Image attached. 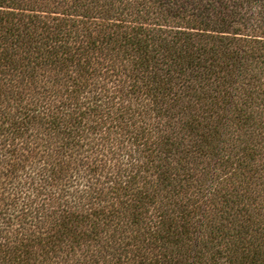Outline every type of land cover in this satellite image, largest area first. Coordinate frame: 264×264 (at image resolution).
<instances>
[{"label": "trees", "instance_id": "16d2710c", "mask_svg": "<svg viewBox=\"0 0 264 264\" xmlns=\"http://www.w3.org/2000/svg\"><path fill=\"white\" fill-rule=\"evenodd\" d=\"M0 264H264V0H0Z\"/></svg>", "mask_w": 264, "mask_h": 264}]
</instances>
